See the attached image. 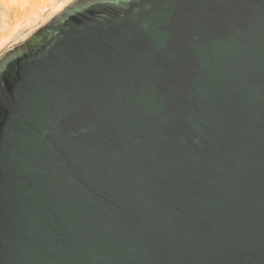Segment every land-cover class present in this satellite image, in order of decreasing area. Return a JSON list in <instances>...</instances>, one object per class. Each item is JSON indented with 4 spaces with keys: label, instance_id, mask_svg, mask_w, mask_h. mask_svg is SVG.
<instances>
[{
    "label": "water",
    "instance_id": "95a60500",
    "mask_svg": "<svg viewBox=\"0 0 264 264\" xmlns=\"http://www.w3.org/2000/svg\"><path fill=\"white\" fill-rule=\"evenodd\" d=\"M0 264H264V0H76L6 51Z\"/></svg>",
    "mask_w": 264,
    "mask_h": 264
},
{
    "label": "bare ground",
    "instance_id": "6f19581e",
    "mask_svg": "<svg viewBox=\"0 0 264 264\" xmlns=\"http://www.w3.org/2000/svg\"><path fill=\"white\" fill-rule=\"evenodd\" d=\"M71 1L73 0H13L9 12L11 23L0 35V50L11 41L22 40ZM10 49L11 46L8 50Z\"/></svg>",
    "mask_w": 264,
    "mask_h": 264
},
{
    "label": "rangeland",
    "instance_id": "374dc122",
    "mask_svg": "<svg viewBox=\"0 0 264 264\" xmlns=\"http://www.w3.org/2000/svg\"><path fill=\"white\" fill-rule=\"evenodd\" d=\"M12 1L13 0H0V35H1V33L2 32H4V30H6L7 29V27H8V25L11 23V16L9 15L10 13V7L11 6H13V4H12ZM74 1H76V0H73V1H71L70 3H68L67 5H65L60 11H62L66 6H68L69 4H71L72 2H74ZM59 11V12H60ZM6 12V13H5ZM58 12V13H59ZM57 13V14H58ZM57 14H55V15H57ZM54 15V16H55ZM54 16H52V17H54ZM52 17H50V18H48L47 20H46V22H44L43 24H41V25H39V27L37 26L36 28H34L26 37H24L22 40H21V38H20V40L19 39H17L15 42L14 41H11V42H9L7 45H9V46H5L4 48H2L1 50H0V57L6 52V51H8V48L11 46V48H13L14 46H16V45H19V44H21V43H23L28 37H30V35H32L37 29H39L40 27H42V26H44ZM13 46V47H12Z\"/></svg>",
    "mask_w": 264,
    "mask_h": 264
}]
</instances>
